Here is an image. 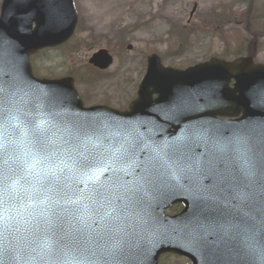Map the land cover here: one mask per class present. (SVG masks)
Returning a JSON list of instances; mask_svg holds the SVG:
<instances>
[{
  "label": "water",
  "instance_id": "obj_1",
  "mask_svg": "<svg viewBox=\"0 0 264 264\" xmlns=\"http://www.w3.org/2000/svg\"><path fill=\"white\" fill-rule=\"evenodd\" d=\"M76 25L73 0L2 4L0 264H158L165 253L187 257L193 264H264V66L251 59H211L177 71L164 68L153 55L130 112L84 109L71 79L38 81L29 66L30 55L64 44ZM90 63L105 69L112 58L100 51ZM153 94L158 95L154 102ZM218 116L239 118L223 121ZM87 124L98 125L101 133L85 134L78 128ZM182 124L197 127L171 132V126ZM217 125H225L218 129L223 145L209 144L204 135ZM101 134L111 138L113 147H119L116 140L138 135L144 141L141 148L154 157L157 145L187 148L206 172L221 160L233 173L247 171L254 197L250 218L235 234L210 235L214 243L197 245L189 238L196 196L175 169L156 183L142 212L120 215L115 206L95 200L92 186L114 190L118 173L134 181L143 160L137 151L122 169L110 167V159L99 167L78 168V160L106 150L98 139ZM168 135L173 140L165 142ZM177 203L184 211L165 216Z\"/></svg>",
  "mask_w": 264,
  "mask_h": 264
},
{
  "label": "rangeland",
  "instance_id": "obj_2",
  "mask_svg": "<svg viewBox=\"0 0 264 264\" xmlns=\"http://www.w3.org/2000/svg\"><path fill=\"white\" fill-rule=\"evenodd\" d=\"M194 5L197 11L190 19ZM75 6L79 15L75 37L62 48L33 56V71L40 78L73 77L85 106L119 111L136 99L149 55H160L167 67L186 69L222 56L237 29L216 30L212 21L216 13L232 10L241 15L247 10V15L264 18V0H75ZM100 49L108 50L114 62L98 73L88 60ZM255 61L264 64V47ZM178 211L173 208L169 213ZM161 263L191 264L175 255L165 256Z\"/></svg>",
  "mask_w": 264,
  "mask_h": 264
},
{
  "label": "snow or ice",
  "instance_id": "obj_3",
  "mask_svg": "<svg viewBox=\"0 0 264 264\" xmlns=\"http://www.w3.org/2000/svg\"><path fill=\"white\" fill-rule=\"evenodd\" d=\"M85 134L101 133L98 125L78 126ZM209 144L217 142L219 133L205 132ZM106 150L89 154L76 162L77 167L87 170L103 165L110 159V167L122 169V166L133 157L137 151L141 153L143 163L136 170V179L129 181L122 178L119 173L113 179V189L102 191L95 185L93 187L94 198L97 202H106L115 206L120 215L128 211L142 212L149 205V196L156 183L161 178H170L172 170L180 175V179L193 190L196 213L189 224V238L199 246H207L210 235L218 237L231 236L239 231L242 221L250 218L249 205L253 202V194L249 191L251 182L249 173H233L229 171L223 160L217 164L216 169L206 172L194 156L188 154L187 148L169 147L157 145L153 151L158 154L154 157L151 152L145 153L141 148L144 141L138 135L116 140L119 147H113L111 138L98 135ZM231 144V141H228ZM207 147V145H206ZM147 155V159H144ZM215 155L214 153L212 154ZM208 153L205 154V160ZM264 172V168L261 169ZM91 179H97L92 175ZM206 181V183L202 182ZM264 200V196H261ZM100 214V209H97ZM238 214V215H237ZM111 236V233H109ZM264 244V241H262Z\"/></svg>",
  "mask_w": 264,
  "mask_h": 264
},
{
  "label": "trees",
  "instance_id": "obj_4",
  "mask_svg": "<svg viewBox=\"0 0 264 264\" xmlns=\"http://www.w3.org/2000/svg\"><path fill=\"white\" fill-rule=\"evenodd\" d=\"M225 13H226L225 11H221L220 13L215 15L214 19L218 21L217 24L221 25L223 23V20H224L223 18H225ZM252 21H253V28H252ZM252 21L250 19L244 20L246 26L249 28V30H251L252 34L256 35V37L250 38V39L247 38L241 41L243 43V46L248 47V53L250 55L255 54V50L258 48L260 41L264 39V28L262 29V31H260V33L257 32V29L254 26L255 19H252ZM255 33H258V34H255Z\"/></svg>",
  "mask_w": 264,
  "mask_h": 264
},
{
  "label": "bare ground",
  "instance_id": "obj_5",
  "mask_svg": "<svg viewBox=\"0 0 264 264\" xmlns=\"http://www.w3.org/2000/svg\"><path fill=\"white\" fill-rule=\"evenodd\" d=\"M255 37H256V35H254V34L250 35V38H255Z\"/></svg>",
  "mask_w": 264,
  "mask_h": 264
}]
</instances>
